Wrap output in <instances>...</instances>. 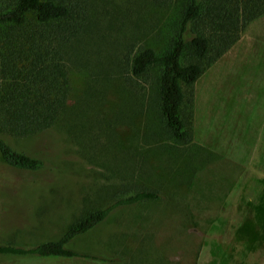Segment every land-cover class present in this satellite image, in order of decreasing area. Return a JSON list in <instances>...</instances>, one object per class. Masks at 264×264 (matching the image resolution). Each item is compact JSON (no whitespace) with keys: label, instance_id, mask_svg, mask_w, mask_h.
<instances>
[{"label":"rangeland","instance_id":"1","mask_svg":"<svg viewBox=\"0 0 264 264\" xmlns=\"http://www.w3.org/2000/svg\"><path fill=\"white\" fill-rule=\"evenodd\" d=\"M107 2L112 34L130 41L138 32V46L162 48L151 41L155 33L145 37L135 25L155 24L168 37L175 10L159 11L147 0ZM121 4L157 19H124L115 10ZM89 72L71 74L72 103L88 104L71 133L58 126L52 145L6 138L54 166L28 173L0 158V244L57 239L80 216L108 205L121 185L156 190L161 199L112 213L72 244L107 261L2 257L0 264H264V16L187 89L186 145L162 133L154 88L135 95L120 79Z\"/></svg>","mask_w":264,"mask_h":264},{"label":"trees","instance_id":"2","mask_svg":"<svg viewBox=\"0 0 264 264\" xmlns=\"http://www.w3.org/2000/svg\"><path fill=\"white\" fill-rule=\"evenodd\" d=\"M147 1L159 11L175 10L168 37L161 28L155 30V24L135 25L145 37L155 33L149 38L160 41L159 50L148 44L138 46L143 39L138 32L130 41L125 35L112 34L105 12L107 0H0V158L6 165L28 173L54 166L50 158L15 150L6 138L39 139L52 145L58 126L69 133L78 127L88 104L71 101L75 71H93L104 81L118 78L135 95L154 88L162 133L178 145L191 142L185 119L187 89L238 43L251 23L264 16V0ZM135 7L121 4L115 10L128 20L157 19L144 16L141 7L137 8L140 14L133 13ZM110 198L104 208L70 223L57 239L28 246L0 244V258L107 261L98 254L74 250L72 244L112 213L159 201L161 196L142 186L121 185Z\"/></svg>","mask_w":264,"mask_h":264}]
</instances>
